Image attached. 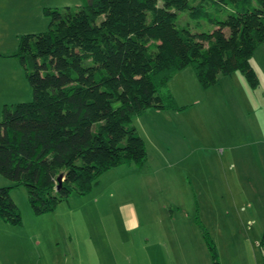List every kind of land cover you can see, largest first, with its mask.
Segmentation results:
<instances>
[{
  "label": "trees",
  "instance_id": "1",
  "mask_svg": "<svg viewBox=\"0 0 264 264\" xmlns=\"http://www.w3.org/2000/svg\"><path fill=\"white\" fill-rule=\"evenodd\" d=\"M177 11L196 29L202 21L215 27L191 32L177 24ZM43 13L47 29L22 34L14 54L31 99L4 104L0 118V175L24 188L36 216L87 193L103 170L144 164L132 119L183 109L163 91L176 71L190 66L203 89L236 71L258 85L249 58L264 42V0H81ZM8 189L0 188V222L18 226Z\"/></svg>",
  "mask_w": 264,
  "mask_h": 264
},
{
  "label": "rangeland",
  "instance_id": "2",
  "mask_svg": "<svg viewBox=\"0 0 264 264\" xmlns=\"http://www.w3.org/2000/svg\"><path fill=\"white\" fill-rule=\"evenodd\" d=\"M80 1L0 0V118L4 104L31 99L14 55L19 37L47 29L44 7L75 8ZM176 15L177 24L187 23L191 32L215 27L202 21L196 29L185 12ZM183 69L170 78L176 77L174 83L180 79L177 88L170 79L163 88L183 106L172 125L176 150L157 149L145 140L142 166L103 170L87 193L72 192L53 211L37 216L24 188L0 175V188H9L20 215V225H0L5 247L12 245L17 253L14 264H212L202 232L214 246L217 264H249L252 254L260 263L264 191L254 193L245 186L264 177L251 174L255 168L263 170L264 143L253 134L256 137L238 148L244 155L254 151L253 158L237 157L227 149L226 136L234 135V128L221 125V118L229 121L231 109L224 107L221 115L206 118L204 104L215 94L207 92L210 87L201 88L190 66ZM195 99L198 103H192Z\"/></svg>",
  "mask_w": 264,
  "mask_h": 264
},
{
  "label": "crops",
  "instance_id": "3",
  "mask_svg": "<svg viewBox=\"0 0 264 264\" xmlns=\"http://www.w3.org/2000/svg\"><path fill=\"white\" fill-rule=\"evenodd\" d=\"M249 63L258 80L256 88L251 89L243 76L236 71L227 76H219L217 81L210 86L207 91L209 93L213 92L215 95L211 97L210 100L206 101V103L204 102V116L206 118L209 115L213 118L216 113L221 115L225 110L223 109L224 107L231 109V118L229 117V121L221 118V125L234 128V135L226 136V148L233 152V154H236L237 157L241 156V158H253L255 156L254 151H250L246 155L241 154L240 151L238 152V148H241L246 141H251L252 137H256L253 136V134H256L261 142L264 143V42L254 50L249 58ZM182 71H186V69L182 68L178 70L175 76H178ZM186 74L189 82H191L190 78L192 77L190 71ZM174 78L176 77L170 79L168 83L170 85L173 83L177 88L176 84H180L181 81L178 79V81L174 83L172 81ZM168 90L172 92V94H175L172 89L168 88ZM214 98H218V102L214 100ZM198 101V99H195L192 103H198ZM175 112L176 110L148 109L142 114L134 117L132 124L144 142L145 140H149L157 149L161 148L171 152V150H176L177 147V145H174L175 130L172 127L174 123L173 119L176 118L175 114H177ZM235 120H237V122ZM166 123L169 124L167 125ZM230 139L234 140V142H240L239 145L228 144ZM222 152L221 150V153ZM255 169L256 172L252 171L251 174L263 173L264 175V167L263 170L259 168ZM245 188L254 193L259 190L264 191V177L262 179L258 177L252 179L250 183L247 182ZM0 225H2L1 222ZM103 238L107 237L104 236ZM37 245L38 243L35 242V247ZM11 246L12 245H9V248L5 247L2 232H0V264H14L13 256L17 253H15L13 249H10ZM251 257L249 264H258L253 254ZM261 258H264V255L261 256ZM261 260L259 262H261Z\"/></svg>",
  "mask_w": 264,
  "mask_h": 264
},
{
  "label": "water",
  "instance_id": "4",
  "mask_svg": "<svg viewBox=\"0 0 264 264\" xmlns=\"http://www.w3.org/2000/svg\"><path fill=\"white\" fill-rule=\"evenodd\" d=\"M57 183H58V184H57V186H56V189H58V186H59V184H60V177H59V176L57 177Z\"/></svg>",
  "mask_w": 264,
  "mask_h": 264
},
{
  "label": "built area",
  "instance_id": "5",
  "mask_svg": "<svg viewBox=\"0 0 264 264\" xmlns=\"http://www.w3.org/2000/svg\"><path fill=\"white\" fill-rule=\"evenodd\" d=\"M263 264H264V262H263Z\"/></svg>",
  "mask_w": 264,
  "mask_h": 264
}]
</instances>
